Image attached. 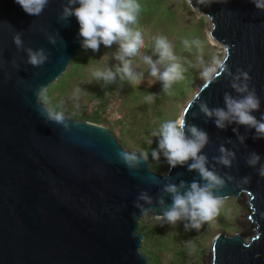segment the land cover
<instances>
[{"label":"water","instance_id":"water-1","mask_svg":"<svg viewBox=\"0 0 264 264\" xmlns=\"http://www.w3.org/2000/svg\"><path fill=\"white\" fill-rule=\"evenodd\" d=\"M187 1L212 20L210 36L224 46L228 68L233 73L237 68L249 71L250 87L261 100L260 110L253 113L259 119L264 113V10L252 0L210 6ZM65 3L49 0L43 12L33 16L16 0H0V264H148L141 251L140 218L161 212L156 197L164 183L191 182L199 176L186 165L160 174L148 159L138 169H129L118 153L132 151L106 126L64 114L70 125L66 130L41 114L40 109L48 107L42 102L43 92L64 75L81 48L76 18L59 19ZM16 32L25 48L48 52L42 67L27 63L26 51L13 43ZM48 35L56 37L55 45ZM216 71L214 79H206L197 89L181 116L208 132L203 152L210 168L221 144L236 151L231 168L216 165L221 176L235 177L218 194L225 200L246 196L254 228L248 239L239 232L218 234L212 264H264V177L257 172L264 164V138L253 139L254 129L235 124L218 129L199 113L200 101L223 107L225 92L237 95L230 87L231 78L219 68ZM234 127L247 136L243 144ZM229 139L233 143H227ZM252 151L261 156L256 168L246 164ZM244 176H250V182L243 183ZM141 191L153 197V204H145L152 210L135 207Z\"/></svg>","mask_w":264,"mask_h":264},{"label":"clouds","instance_id":"clouds-1","mask_svg":"<svg viewBox=\"0 0 264 264\" xmlns=\"http://www.w3.org/2000/svg\"><path fill=\"white\" fill-rule=\"evenodd\" d=\"M199 2L210 6L213 2H226V0H199ZM252 2L257 9L264 10V0H252ZM16 3L27 14L39 16L47 7L49 0H16ZM140 11L141 5L138 0H66L62 5L59 19L66 21L73 16L76 18L79 24L78 35L82 38V48L95 52L99 50L101 44L106 48H111L114 44L117 46L112 54V58L117 61L114 66L94 68L91 71V76L96 81H103L108 85L116 83L119 79L127 81L133 87L142 83L143 73L136 72L132 66V58L139 55L141 49L145 47L142 32L134 27L138 24ZM47 39L49 43L55 45V36L48 35ZM13 43L17 49L26 51L27 63L33 67H42L49 60V54L44 48L35 50L31 47L25 48L20 32L14 34ZM182 44L189 52L193 48L197 50L202 48V41L199 39L185 38ZM153 56L156 59H153ZM227 59L228 57H225L223 61L218 62L219 72L226 73L231 78L230 87L237 95L225 92L223 107H209L206 101H200L199 113H202L207 120H212L218 129H226L235 124L249 131L254 129L253 139L264 138V113H261L259 119L253 115L260 110L261 100L255 88L250 87L249 71L237 68L233 73L227 66ZM143 61L148 65V74L155 78V81L162 83V91L166 94H171L172 86L184 79L185 69L179 63L173 45L165 36L153 38L152 55L143 56ZM217 74L215 69L211 71L205 69L203 72L207 79H214ZM79 92L80 89L77 88L72 98L78 99ZM156 95L149 93L144 100L152 103ZM40 111L47 121L60 124L66 130L69 129L70 125L63 111H55L51 107L41 108ZM197 115L198 113H193V117ZM232 131L243 144L247 136L239 132V127H234ZM152 135L158 138L157 148L151 151L153 159L159 160L162 156L169 170L178 165H186L189 172H196L199 176V179H193L191 182L180 180L179 183L172 181L164 183L160 194L156 197V203L162 210L155 215V219L161 226L165 224L175 226L183 222L185 231L193 229L199 231L203 225L214 222L224 209L225 198L218 194L219 190L226 187V183L233 181L235 177L227 173L221 176L216 171V165L231 168L236 159V151L221 144L218 149L219 155L212 158L215 163L210 168L209 158L203 152L209 143V134L203 128L187 123L185 115L163 121ZM227 143L233 142L229 139ZM118 155L121 162L132 170L138 169L142 161L148 158L147 152L138 154L135 151L122 150ZM260 161L261 156L255 151L246 157V164L252 168H256ZM257 172L260 177H264V164H260ZM240 180L248 183L251 177L244 176ZM165 197L171 200L170 204H166ZM145 204H153V197L147 191H141L134 205L141 212L152 210L145 208ZM192 248L194 249V245Z\"/></svg>","mask_w":264,"mask_h":264},{"label":"trees","instance_id":"trees-1","mask_svg":"<svg viewBox=\"0 0 264 264\" xmlns=\"http://www.w3.org/2000/svg\"><path fill=\"white\" fill-rule=\"evenodd\" d=\"M138 2L141 11L138 24L134 27L142 32L145 47L139 55L132 58V66L136 72L143 73L144 82L133 87L127 81L119 79L108 85L103 81H96L92 78L91 71L94 68L114 66L117 61L112 58V54L117 46L114 44L111 48H106L101 44L95 52L81 47L64 75L43 92L41 99L46 106L55 111H63L71 118L109 126L124 148L139 153L147 152L151 168L162 172L167 163L162 156L159 160L152 158L151 151L158 146V138L152 133L163 121L176 119V101L186 98L193 88L192 79L196 70L207 64L214 47L207 40L202 20L198 19L201 24L197 27L189 21L188 15L193 13V9L186 0ZM161 35L167 37L173 45L179 63L185 69L184 79L172 86L171 94L164 93L162 83L155 81V78L152 77V83L145 80L150 75L143 56L152 55L153 38ZM185 38L199 39L209 49L204 52L193 48L189 52L182 44ZM153 59L156 57L153 56ZM77 88L80 89L78 99H73ZM149 93L157 94L152 103L144 100ZM91 107L94 109L90 111ZM111 109L116 114L114 122L107 116ZM116 128L118 134L114 130ZM221 223L218 222L221 226H226V222ZM138 225L139 232L144 235L141 251L146 255L148 264H163L161 254L171 255L172 260L179 264L180 260L186 258L190 244L197 235L194 229L185 231L183 222L175 226H161L152 214L141 217Z\"/></svg>","mask_w":264,"mask_h":264},{"label":"rangeland","instance_id":"rangeland-1","mask_svg":"<svg viewBox=\"0 0 264 264\" xmlns=\"http://www.w3.org/2000/svg\"><path fill=\"white\" fill-rule=\"evenodd\" d=\"M187 1V0H186ZM188 2V1H187ZM193 9V8H192ZM197 18V19H196ZM189 21H191L195 27L201 24L202 20L203 29L206 33L208 42L214 47L213 55L208 60L205 66H200L192 79L193 88L189 91L188 95L184 100L180 99L175 103L176 110V118L180 117L182 111L187 104V102L193 97L199 86H201L207 78L204 77L203 72L205 69L208 70H217L218 62L222 61L225 56V48L220 43H214L212 37L210 36V30L212 27V20L209 17L202 16L199 12L193 9V13L188 15ZM209 47L204 46L202 42V51H207ZM147 82L153 81L152 77H147L145 79ZM144 82V80H142ZM114 108V107H113ZM94 109V107L90 108V111ZM113 109L108 112V118L111 122L115 121L116 114ZM105 126V125H104ZM109 128V126H106ZM110 129V128H109ZM118 134V128L114 129ZM127 149V148H126ZM130 150V149H128ZM135 151V150H131ZM169 166L166 164L162 172H158L160 174H164L167 172ZM230 210V211H229ZM251 212V209L248 204V200L246 196H239L238 198L227 199L224 202V209L221 212V215L216 218V220L210 224H205L201 227L199 231L196 230V238H194V242L190 244V248L188 253L186 254V258L180 260L179 264H212V244L216 236L220 233L225 234H234L235 232H239L243 237L249 238L253 235L254 225L247 221L248 216ZM155 217V216H154ZM250 221V220H249ZM218 222H226V226H221ZM221 223V224H222ZM194 245V249L192 248ZM165 256V257H164ZM161 260H163V264H169L170 262L175 263L172 260L171 255L161 254ZM177 264V263H175Z\"/></svg>","mask_w":264,"mask_h":264},{"label":"bare ground","instance_id":"bare-ground-1","mask_svg":"<svg viewBox=\"0 0 264 264\" xmlns=\"http://www.w3.org/2000/svg\"><path fill=\"white\" fill-rule=\"evenodd\" d=\"M212 40L214 41V43H216V41L212 38ZM200 87V86H199ZM186 106V105H185ZM248 222L251 223V221H249V219H247Z\"/></svg>","mask_w":264,"mask_h":264}]
</instances>
